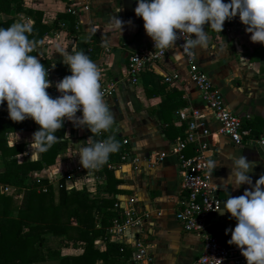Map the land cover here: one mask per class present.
<instances>
[{
  "label": "crops",
  "instance_id": "1",
  "mask_svg": "<svg viewBox=\"0 0 264 264\" xmlns=\"http://www.w3.org/2000/svg\"><path fill=\"white\" fill-rule=\"evenodd\" d=\"M21 3L23 8L39 10L42 22L49 26L47 32L36 41L35 51L30 53L38 55L41 63L44 61L45 67H49L48 79L52 81L49 93L54 98L59 96L56 82L71 75L57 52V45L69 53L73 49L82 50L98 65L102 74L100 83L115 81L112 94L104 97L115 124L108 132L93 135L87 127H75L66 119L61 136L65 145L57 150L51 164H44L40 160V153L35 158L31 157L29 142L40 126L28 118L23 125L26 129L6 133L7 145L23 143L13 157L16 161L40 160L42 166L30 171V178L43 180L41 189L50 186L54 197L59 187L69 189L86 186L92 190L90 195H101L104 193L101 187L105 184L102 169H85L77 153L87 146L85 143L92 135L93 140L102 141L101 135L114 132L122 142L126 139L123 142L127 146L123 152L126 153L125 158L112 159L106 163V166L111 165L107 167L113 169L114 176L118 178L116 186L120 189L116 194L118 207L113 209L111 206L110 209L121 212L124 207L131 205L140 217L141 224L126 225L113 240H121L124 247L130 249L136 236H140L150 255L149 264H188L200 252L202 239L193 232L184 231L173 214L184 194L179 184L178 161L172 147L175 138L183 134L185 124L176 116L175 110L182 106L201 110L204 123L213 134L200 138L209 142L205 151L208 160L219 161V166L210 175L216 187L223 189L221 179L226 180L230 173L231 160L228 158L240 155L255 164L249 173L255 184L264 175V143L260 142V139H264V44L250 40L251 33L245 31L246 26L237 15L224 22L221 33L205 24L207 46L192 49L198 66L221 93L225 106L242 119H255L257 122V136L236 145L227 136L216 133L218 123L198 96L194 83L188 80L186 61L175 46L167 49L162 58L145 65L136 81L124 80L129 53L151 40L144 30L143 19L134 12L137 0H21ZM63 12L70 14L65 16L73 15L72 27L66 25L68 17H59ZM113 16L125 22L122 32L107 27L108 20ZM21 17L32 23L31 15L23 10L13 14L0 11V20L11 18L10 24ZM82 42L84 49L79 47ZM169 72H176L177 78L170 82L163 81L162 75ZM168 102H172V106ZM76 115L82 116V112ZM160 151H165V155L158 160ZM182 152L184 155L193 154L194 142H188ZM2 169L3 157L0 154ZM4 185L6 190L2 191L11 193L17 201L21 199L23 188ZM245 188L250 186L244 184L234 189L229 185L227 194L224 191V201L228 195H242ZM13 212L10 209L8 213L10 215ZM220 217L214 220L212 215L208 229L222 242H227L231 233L226 235L225 229H234L237 222L227 212ZM60 237L47 233L42 245L60 248ZM102 241L96 239V244L101 246ZM78 251L69 247L60 248L61 254ZM100 262L97 260L96 264ZM39 264H55V261L44 260Z\"/></svg>",
  "mask_w": 264,
  "mask_h": 264
},
{
  "label": "clouds",
  "instance_id": "2",
  "mask_svg": "<svg viewBox=\"0 0 264 264\" xmlns=\"http://www.w3.org/2000/svg\"><path fill=\"white\" fill-rule=\"evenodd\" d=\"M137 17L144 21L146 34L154 41V48L171 49L176 41L188 34L184 41L185 51L207 46L208 33L204 25L221 33L224 22L239 15L245 31L251 33L253 43L264 44V0H137L134 9ZM130 23V22H129ZM125 22L117 16L107 22L109 30L122 32ZM32 24L21 17L8 27H0V105L6 101L9 118L22 122L31 118L40 126L29 142L31 157L48 151L60 139L55 133L67 119L75 127H87L93 135L108 132L115 124L114 116L104 99L100 83L102 79L98 65L82 50L67 52L57 45L63 63L71 75L56 82L60 93L53 98L47 91L52 86L49 71L41 63L35 51L36 41L29 39ZM82 116H77V112ZM92 135V136H93ZM92 136L77 153L85 169H99L107 163L110 154L119 150L120 144L114 136L102 141ZM11 146H15L12 144ZM230 173L221 179L227 194L228 186L234 189L247 184L240 196L228 195L223 208L216 207L219 215L230 213L235 218V228H226L231 233L229 245L239 248L247 264H264V175L253 184L249 173L255 164L245 156L229 157ZM219 161L209 159L206 167L211 175Z\"/></svg>",
  "mask_w": 264,
  "mask_h": 264
},
{
  "label": "trees",
  "instance_id": "3",
  "mask_svg": "<svg viewBox=\"0 0 264 264\" xmlns=\"http://www.w3.org/2000/svg\"><path fill=\"white\" fill-rule=\"evenodd\" d=\"M22 10L32 17L29 39L39 40L49 29L41 20V12L23 8L21 0H0V11L3 13L13 14ZM65 15L70 14L63 12L59 17H68L66 25L72 27L73 15ZM11 20H0V27H8ZM79 47L84 49V42ZM168 103L172 106V102ZM242 123L248 127L251 137L257 136L255 119H243ZM25 124L26 119L14 122L9 118L6 101L0 105V154L3 157V169L0 170V264H39L44 260L55 261V264H96L97 260L101 261L99 264H130L127 261L130 249L124 247L121 240L105 239L101 246L96 244V239L102 240L105 236V228L116 214L110 209L117 201L116 194L120 192L113 169L107 167L106 163L101 167L105 178V184L101 187L104 193L101 195H90L92 190L86 186L59 187L54 197L50 186L41 189L43 180L30 178V171L42 166L40 160L44 164L53 162L57 150L65 145L61 137L63 127L55 133L60 138L58 142L48 151L40 153V160L16 161L13 155L23 143H13L14 147L7 145L5 136L10 130L26 129ZM108 136H114L120 144L119 150L110 154L107 162H111L112 159H120L127 146L114 132L101 135V138L104 140ZM4 184L23 188L21 199L17 201L11 193L2 191ZM10 209L14 212L9 215ZM47 233L61 236L60 248L69 247L79 251L61 254L60 248L43 246Z\"/></svg>",
  "mask_w": 264,
  "mask_h": 264
},
{
  "label": "built area",
  "instance_id": "4",
  "mask_svg": "<svg viewBox=\"0 0 264 264\" xmlns=\"http://www.w3.org/2000/svg\"><path fill=\"white\" fill-rule=\"evenodd\" d=\"M188 38V34H185L184 37L178 39L175 48L186 61L188 80L194 83L198 96L218 123L216 133L227 136L236 145L241 144L243 140L253 139L249 135L248 127L243 125L242 117L225 106L221 93L212 86L204 71L198 66L192 49L184 50L183 43ZM166 52L167 49L154 48L152 39L147 45L136 47L127 57L124 80L136 81L145 65L162 58ZM175 78H177L176 72L162 75L165 82H170ZM114 83L113 80L101 83L104 97L112 94ZM175 114L185 124L183 134L175 138L172 147L177 157L179 184L184 194L173 214L184 231L193 232L202 239L200 252L188 264H247L237 246L222 242L215 233L208 229L210 217L216 212L214 209L219 207L220 200L213 193L216 186L210 180L206 167L208 157L205 151L208 149L209 142L200 136L213 133L208 130L202 118V112L198 108L182 106L175 110ZM123 142H126V139H123ZM188 142H194V152L191 155H184L182 149ZM260 142L264 143V139H260ZM164 155L165 151H160L157 159L160 160ZM125 156L126 153H122L120 159L123 160ZM2 189L6 190V185H3ZM112 206L113 209H117L118 203L114 202ZM140 224L141 219L135 214L131 205L124 207L121 212L116 210L111 224L105 228V236L102 239L113 240L122 233L126 225ZM127 261L130 264L150 263L146 244L140 236H136L131 244Z\"/></svg>",
  "mask_w": 264,
  "mask_h": 264
},
{
  "label": "water",
  "instance_id": "5",
  "mask_svg": "<svg viewBox=\"0 0 264 264\" xmlns=\"http://www.w3.org/2000/svg\"><path fill=\"white\" fill-rule=\"evenodd\" d=\"M131 146L133 147V142L131 143ZM213 193L220 200L219 201L220 208H223V204H224V190L220 186H217L216 189L213 190ZM213 215H214V220L222 218V217H220V215H219V213L217 211Z\"/></svg>",
  "mask_w": 264,
  "mask_h": 264
}]
</instances>
